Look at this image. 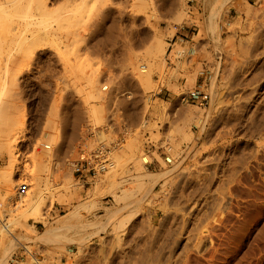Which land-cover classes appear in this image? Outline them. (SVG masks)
I'll list each match as a JSON object with an SVG mask.
<instances>
[{"label":"rangeland","instance_id":"374dc122","mask_svg":"<svg viewBox=\"0 0 264 264\" xmlns=\"http://www.w3.org/2000/svg\"><path fill=\"white\" fill-rule=\"evenodd\" d=\"M26 2L29 0L24 1L25 5ZM31 2L35 7L36 0ZM241 4L256 8L250 9L257 13L250 11L245 16L237 9ZM262 5L264 0H47L43 11L34 9L31 14L25 8L24 12L13 10V20L19 19L21 12L23 15L26 12L24 21H28L24 29L16 32L0 29L3 32L0 33V72H3L0 73V114L4 113L2 116L6 117L4 122L0 117V133L3 132L0 134V177L12 170L11 178L7 180L10 183L3 179L2 182L0 178V264H114L115 261V264H129L130 261V264H264V131H261L264 130V49H261L264 48L261 45L264 44V25L258 23ZM259 6L261 9L257 11ZM13 12L18 14L14 16ZM28 18L32 23L27 25L31 22ZM247 18L255 25L250 27ZM256 24L259 29H254ZM17 31L21 34L19 40L34 34L32 36H38L39 42L34 40L32 44L35 46L30 45L31 36L25 41L22 39V43L19 41V45L20 34ZM6 33L18 36L11 38ZM157 40H160L163 50L151 54V50L158 46ZM180 49L186 54L174 55L175 50ZM144 69L145 72L142 71ZM192 90L207 95L203 104L195 101L179 103V94ZM189 112H192V117ZM16 114L21 116L16 117ZM14 117L17 121L12 119ZM144 121L147 125L143 128ZM2 123L6 124L5 128ZM6 127L10 130L7 131ZM173 130L176 133L171 132ZM11 134L16 135L13 142L10 141L12 156L1 142ZM118 139L119 145L112 153V167L99 174L80 175L75 164L82 152H89L99 145L108 146ZM11 157L15 160V169L7 168ZM31 159H35V163ZM25 162L30 163L29 166ZM39 164L45 167L43 171ZM31 166L32 176L31 172L28 173ZM51 168L55 171L51 172ZM147 171H161L165 176L161 175L145 190L138 183L139 186L132 184ZM141 172V177L136 179ZM35 173L37 175L33 177ZM33 178L34 182L39 180L34 183ZM110 180H114L111 185L108 184ZM16 181H19V186ZM49 183L53 184L51 188ZM93 187L98 189L93 190ZM35 189L41 190L42 195ZM144 191H148L147 195L144 194L146 196ZM113 193L122 195L116 200ZM39 196H43L44 203L34 208ZM123 196L129 198L124 201ZM91 205L94 209L87 208ZM107 209H113L112 212L120 209L113 212L110 222L105 219L104 210ZM68 214L71 220L65 221L66 225L65 222L60 224L61 228L54 229L51 237L43 235L42 231ZM97 220L106 227L91 225L90 222L93 224ZM17 239L21 244H15ZM80 239L83 243L79 245ZM177 241L175 249L173 246ZM112 242L118 247H113ZM105 251L108 254L105 255ZM177 252L179 256L176 257ZM136 259H142L141 263Z\"/></svg>","mask_w":264,"mask_h":264},{"label":"bare ground","instance_id":"6f19581e","mask_svg":"<svg viewBox=\"0 0 264 264\" xmlns=\"http://www.w3.org/2000/svg\"><path fill=\"white\" fill-rule=\"evenodd\" d=\"M24 1H25V0H0V29L3 30V32H4V31L7 32V30H5V29L11 30V31H12V30H15V32H16V30H19V29H21V28L24 29L25 26H26L25 24H26V22H27L28 20L25 22V21H24V18H25V16H26V14H28V13L25 12V15H23L22 12H21L22 15L19 14V15H20L19 19H17V20H13L12 18H14V17L11 16V13H12L13 10H14V11H15V10H16V11H17V10L23 11V10H24L23 8H25L27 11L29 10L30 13H31L34 9H38V10H41V11H43L44 9L46 10L47 0H36V6H35V7L32 6L33 4L31 5V3H32L31 1H32V0H29V2H26V5L24 4ZM71 1H72V0H71ZM179 1H180V0H179ZM30 2H31V3H30ZM33 2H35V1H33ZM220 2H221V1H220ZM27 3H28V4H27ZM99 3H102V2L99 1ZM215 3H216V2H215ZM176 4H177V3H176ZM178 4H179V3H178ZM178 4H177V5H178ZM246 4H248V3H246ZM246 4H243V5L241 4V6H240L239 8H237L238 11H240V12H244V13H245V16H246L247 14H249L250 11L253 12L254 10H256V8L254 9V8L251 6V7L254 9V10L252 11V10L250 9L251 7L249 8V7H248L249 5L247 6ZM103 5H104V4H103ZM172 5H173V4H172ZM230 5H231V3H230ZM214 6H216V5L214 4ZM220 6H221V5H220ZM256 6H257V5H256ZM162 7H163V6H162ZM173 7H175V6H173ZM176 7H177V6H176ZM178 7H179V6H178ZM184 7H185V6H184ZM192 7H193V6H192ZM231 7H232V6H231ZM233 7H235V6H233ZM259 7H260V6H259ZM259 7H258V10H257V11H259V9H261V7H260V8H259ZM219 8H220V7H219ZM211 9H212V8H211ZM47 10H49V9H47ZM174 10H175V9H173L172 12H173ZM194 10H195V8H194ZM219 10H220V9H219ZM102 11H103V9H102ZM110 11H111V10H110ZM180 11H182V10L180 9ZM180 11H179V12H180ZM260 11H261V10H260ZM17 12H19V11H17ZM17 12H16V13L13 12V13H14V16H15V14H16V15L18 14ZM23 12H24V11H23ZM105 12H106V11H105ZM112 12H113V11H112ZM179 12H177V13H179ZM185 12H186V11H185ZM219 12H220V11H219ZM219 12H218V13H219ZM254 12H256V11H254ZM40 13H41V12H40ZM49 13H50V12H48V14H49ZM100 13H101V12H100ZM109 13H110V12H109ZM182 13H183V12H182ZM256 13H257V12H256ZM31 14H32V13H31ZM42 14H43V13H42ZM44 14H45V13H44ZM46 14H47V12H46ZM46 14H45V15H46ZM101 14H102V13H101ZM252 14L254 15L255 13H252ZM259 14H262V15H260L261 17L259 16ZM259 14H257V15L260 17V18H259L260 20H259L258 23H261V26H262V25H264V5H262V13L260 12ZM181 15H182V14H181ZM250 15H251V14H250ZM250 15H249V16H250ZM253 15H252V16H253ZM32 16H33V15H32ZM103 16H104V15H103ZM170 16H172V15H170ZM178 16H180V14H179ZM217 16H218V14H217ZM255 16H256V15H255ZM255 16H253V17H254V18H257V17H258V16H256V17H255ZM17 17H18V16H17ZM28 17H29V16H28ZM34 17H35V15H34ZM45 17H46V16H45ZM111 17H112V15H111ZM111 17H110V18H111ZM180 17H181V16H180ZM167 18H168V17H167ZM178 18H179V17H178ZM185 18H186V17H185ZM243 18H246V17H243ZM15 19H16V18H15ZM26 19H27V17H26ZM28 19H29V18H28ZM40 19L42 20V18H40ZM168 19H169V18H168ZM173 19H174V18H173ZM175 19H176V18H175ZM180 19H181V18H180ZM180 19H178V20H180ZM247 19H248V18H247ZM251 19H252V18H251ZM22 20H23V21H22ZM29 20H30V19H29ZM31 20H32V19H31ZM31 20H30V21H31ZM35 20H36V18H35ZM112 20L114 21V18H113ZM191 20H192V19H191ZM243 20H244V19H243ZM248 20H249V19H248ZM36 21H37V20H36ZM39 21H40V20H39ZM39 21H38V23H39ZM168 21H169V20H168ZM168 21H167V22H168ZM249 21H250V20H249ZM33 22H34V21H33ZM114 22H116V21H114ZM176 22H177V21H176ZM223 22H224V21H223ZM253 22H254V21H253ZM30 23H32V21L29 22V23H27V25L30 24ZM38 23H37V24H38ZM41 23H42V22H41ZM208 23H209V22H208ZM231 23H232V22H231ZM250 23H251V21H250ZM255 23H256V21H255ZM166 24H167V23H166ZM233 24H234V23H233ZM236 24H237V23H236ZM253 24H254V23H253ZM253 24L251 23V24H250V27H251V25H253ZM57 25H58V24H57ZM61 25H62V24H60L58 27H61ZM63 25H64V24H63ZM254 25H255V24H254ZM256 25H257V24H256ZM30 26H33V24H31ZM248 26H249V23H248ZM262 27H264V26H262ZM171 28H172V27H171ZM257 28H258V25H257L256 28H254V29H257ZM259 28H260V27H259ZM259 28H258V29H259ZM54 29H55V28H54ZM109 29H111V28H109ZM254 29H253V31H254ZM28 30H29V29H28ZM33 30H34V29H33ZM240 30H241V29H240ZM20 31H21V30H20ZM20 31H17V33L20 32ZM22 31H23V30H22ZM54 31H56V30H54ZM253 31H252V32H253ZM255 31H256V30H255ZM257 31H258V30H257ZM1 32H2V31H1ZM1 32H0V33H1ZM3 32H2V33H3ZM29 32H30V31H29ZM72 32H73V31H72ZM106 32H108V31H106ZM252 32H251V33H252ZM108 33H109V32H108ZM6 34H7V33H6ZM6 34H5V35H6ZM8 34L11 36V38H13V37H15V36H18V34H20V33H18V34H16V33H11V34L8 33ZM8 34H7V36H9ZM22 34H23V32H22ZM46 34H47V33H46ZM46 34H45V36H46ZM73 34H74V33H72V35H73ZM75 34H77V31L75 32ZM229 34H230V33H229ZM5 35H4V36H5ZM30 35H31V34H30ZM32 35L34 36V34H32ZM32 35H31V36H32ZM113 35H114V34H113ZM226 35H227V34H226ZM230 35H233V34L231 33ZM234 35H235V34H234ZM20 36H21V34L19 35L18 42H17V44H19V45H21L19 41H21V40L23 39V37H26V35H25V36L22 35V36H23L22 39L19 40V39L21 38ZM31 36H29V37H27V38L30 39ZM33 36H32V37H33ZM53 36H54V35H53ZM78 36H79V34H78ZM257 36H258V35H257ZM2 37H3V36H2ZM32 37H31V38H32ZM37 37H38V36H37ZM37 37H35V38L33 37L32 40H30V45L34 42V40H35L37 43L39 42V41H37ZM39 37H41V36H39ZM47 37H48V35H47ZM51 37H52V34H51ZM51 37H50V38H51ZM106 37H107V36H106ZM225 37H226V36H225ZM240 37H241V36H240ZM250 37H251V36H250ZM252 37L254 38L255 36H252ZM3 38H4V37H3ZM27 38H25V39H27ZM42 38H43V37H42ZM228 38H229V37H228ZM243 38H244V37H243ZM253 38H252V40H253ZM6 39H7V37H5V40H6ZM25 39H23V40L25 41ZM158 39H159V38H158ZM244 39H245V38H244ZM247 39H248V38H247ZM255 39H256V38H255ZM257 39H258V37H257ZM0 40H1V39H0ZM3 40H4V39H3ZM40 40H41V39H40ZM205 40H206V39H205ZM232 40H233V39H232ZM238 40H239V39H238ZM258 40H259V39H258ZM258 40H257V41H258ZM24 41H21V43L24 42ZM32 41H33V42H32ZM225 41H227V37H226ZM240 41H241V40H240ZM244 41H246V40H244ZM248 41H249V40H248ZM2 42H3V41H2ZM9 42H11V41H9ZM13 42H14V41H13ZM156 42H157V45H158V46H156V47H154V48L152 47L153 50H151L150 48H148V50L150 49V50L152 51V52L148 51V52H150L151 54L154 53V51H156V50H157L159 53H161V51L163 50V48H161L162 44L159 43L160 40H157ZM198 42H199V41H198ZM202 42H203V41H202ZM222 42H224V41H222ZM229 42H230V41H229ZM237 42H238V41H237ZM250 42H251V41H250ZM41 43H42V41H41ZM158 43H159V44H158ZM204 43H205V41H204ZM227 43H228V41H227ZM233 43H234V42H233ZM254 43H255V42H254ZM1 44H2V43H1ZM1 44H0V45H1ZM3 44H4V42H3ZM9 44H10V43H9ZM11 44H12V43H11ZM155 44H156V43H155ZM197 44H198V43H197ZM238 44H239V43H238ZM28 45H29V44H27V46H28ZM37 45H38V44H37ZM152 45H154V44H152ZM203 45H205V44H203ZM206 45H207V44H206ZM251 45H253V42H252ZM261 45H264V44H261ZM14 46H16V44H15ZM25 46H26V45H25ZM32 46H35V45L32 44ZM194 46H195V45H194ZM7 47H10V46H7ZM28 47H29V46H28ZM196 47L198 48L199 46H196ZM256 47H257V46H256ZM0 48H1V46H0ZM16 48H17V47H16ZM26 48H27V47H26ZM178 48H179V47H178ZM178 48H177V49H178ZM194 48H195V47H194ZM2 49H3V48H2ZM7 49H8V48H7ZM9 49H10V48H9ZM9 49H8V50H9ZM12 49H13V48H12ZM18 49H19V47H18ZM29 49H30V48H29ZM33 49H34V48H33ZM253 49H254V48H253ZM261 49H264V48H261ZM261 49H260V50H261ZM24 50H25V49H24ZM183 50H184V49H183ZM10 51H11V50H10ZM26 51L28 52V49H27ZM29 51H30V50H29ZM175 51H176V52H175L174 55H177V56H180V55H182V54L185 53V52L183 53V51H181V49H180L179 51H177V50H175ZM185 51H186V49H185ZM191 51H192V50H191ZM261 51H262V50H261ZM261 51H260V52H261ZM6 52H7V51H6ZM24 52H25V51H24ZM158 52H157V53H158ZM251 52H252V51H251ZM260 52H258V53H260ZM3 53H4V52H3ZM25 53H26V52H25ZM25 53H24V54H25ZM29 53H30V52H29ZM150 53H149V54H150ZM261 53H262V52H261ZM0 54H2V53L0 52ZM4 54H5V53H4ZM26 54H27V53H26ZM151 54H150V55H151ZM169 54H170V53H169ZM185 54H186V53H185ZM185 54H184V55H185ZM252 54H253V53H252ZM256 54H257V52H256ZM256 54H255V55H256ZM8 55H9V54H8ZM21 55H22V54H21ZM27 55H28V54H27ZM27 55H26V57H28ZM155 55H156V54H155ZM172 55H173V54H172ZM174 55H173V56H174ZM250 55H251V54H250ZM259 55H260V54H259ZM261 56H262V55H261ZM8 57H9V56H8ZM8 57H6V58H8ZM174 57H175V56H174ZM259 57H260V56H259ZM6 58H5V59H6ZM46 58H47V57H46ZM46 58H45V59H46ZM176 58H177V57H176ZM180 58H181V57H180ZM251 58H252V57H251ZM260 58H261V57H260ZM260 58H259V59H260ZM261 59H262V58H261ZM261 59H260V60H261ZM6 61H7V60H6ZM182 61H183V60H182ZM192 61H193V60H192ZM196 61H197V60H196ZM249 61H250V60H249ZM45 62H46V61H45ZM252 62H253V61H252ZM3 63H4V62H3ZM6 63H7V62H6ZM6 63H5V64H6ZM190 63H191V62H190ZM166 64H167V63H166ZM174 64H176V63H174ZM184 64H185V63L182 64V65H183V68H184ZM182 65H181V66H182ZM6 66H7V65H6ZM150 66H151V65H150ZM168 66H169V65H168ZM8 67H9V66H8ZM175 67H176V66H175ZM175 67H174V68H175ZM179 67H180V66H179ZM46 68H47V67H46ZM53 68H54V67H52L51 69H53ZM149 68H150V67H149ZM176 68H177V67H176ZM191 68H192V67H191ZM191 68H190V69H191ZM9 69H10V68H9ZM44 69H45V68H44ZM170 69H171V68H170ZM179 69H180V68H179ZM0 70H1V69H0ZM47 70H49V69H47ZM54 70H55V69H54ZM191 70H192V69H191ZM51 71H52V70H51ZM142 71L145 72L146 69H144V70H142ZM189 71H190V70H189ZM45 72H46V71H45ZM149 72H150V71L148 70V74H149ZM0 73H3V72H0ZM53 73H54V72H53ZM4 74H5V73H4ZM143 74H144V73H143ZM146 74H147V72H146ZM146 74H145V76H146ZM148 74H147V75H148ZM188 75H189V74H188ZM188 75H187V76H188ZM214 75H215V74H214ZM214 75H213V76H214ZM14 76H15V75H14ZM148 76H149V75H148ZM7 77H8V76H7ZM15 77H16V76H15ZM11 79H12V78H11ZM11 79H10V80H11ZM145 79H147V78L145 77ZM145 79L143 78L144 81H145ZM148 79H149V78H148ZM148 79H147V81H148ZM192 79H193V78H192ZM213 79H214V78H213ZM12 80H13V79H12ZM16 81H17V80H16ZM45 81H46V80H45ZM12 82L14 83L15 81L13 80ZM148 82H149V81H148ZM210 82H211V81H210ZM5 84H6V83H5ZM8 84H9V83H8ZM14 84H15V83H14ZM148 84H149V83H148ZM209 84H210V83H209ZM211 84H212V83H211ZM9 85H11V84H9ZM16 85H18V83H16ZM145 85H146V84H145ZM5 86H6V85H5ZM11 86H13V84H12ZM14 87H16V86H14ZM161 87H162V86H161ZM209 87H210V86H209ZM8 88H10V87H8ZM8 88H7V89H8ZM210 88H211V87H210ZM18 89H19V88H18ZM210 90H211V89H210ZM5 91H7V90H5ZM13 91H14V90H13ZM13 91H11V96H12V94H13V93H12ZM1 92H3V91H1ZM8 92H10V89H8ZM14 92L16 93V91H14ZM153 92H154V91H153ZM209 92H210V91H209ZM19 93H20V92H19ZM4 94H5V93H3V95H4ZM9 94H10V93H9ZM210 94H211V93H210ZM14 95H15V94H14ZM14 95H13V96H14ZM17 95H18V94H17ZM20 95H21V94H20ZM211 95H212V94H211ZM9 96H10V95H9ZM11 96H10L9 98H11ZM14 97H15V96H14ZM250 97H251V96H250ZM7 98H8V97H7ZM251 98H252V97H251ZM8 100H9V99H8ZM144 100H145V99H144ZM154 100H155V99H154ZM10 101H11V99H10ZM12 101H13V100H12ZM12 101H11V102H12ZM123 101H124V100H123ZM149 101H150V100H149ZM173 101H174V100H173ZM254 101H255V100H254ZM261 101H262V100H261ZM19 102H20V101H19ZM44 102H45V100H44ZM257 102H258V101H257ZM1 103H2V102H1ZM22 103H23V100H22ZM129 103H130V102H129ZM179 103H180V101H179ZM134 104H135V103H134ZM255 104H256V103H255ZM125 105H128V104L125 103ZM131 105H132V104H131ZM187 105H188V104H187ZM249 105H250V104H249ZM3 106H4V104H3ZM144 106H145V105H144ZM254 106H255V105H254ZM257 106H258V104H257ZM5 107L7 108V106H5ZM21 107H22V106H21ZM132 107H133V106H132ZM145 107H146V106H145ZM179 107H180V106H179ZM255 107H256V106H255ZM0 108H1V107H0ZM6 108H5V109H6ZM15 108L18 109L16 106H15ZM125 108H126V107H125ZM156 108H158V107H156ZM182 108H183V107H182ZM190 108H191V106H190ZM193 108H194V107H193ZM195 108L197 109V107H195ZM207 108H208V107H207ZM16 109H14V110H16ZM19 109H21V108H19ZM19 109H18V110H19ZM145 109H146V108H145ZM158 109H159V108H158ZM162 109H164V108H162ZM203 109H204V108H203ZM2 110H3V107H2ZM2 110H1V112L3 113ZM6 110H7V109H6ZM6 110H5V111H6ZM177 110H178V109H177ZM187 110H188V109H187ZM194 110H195V109H194ZM200 110H201V109H200ZM204 110H205V109H204ZM257 110H258V109H256V111H257ZM5 111H4V112H5ZM8 111H9V110H8ZM16 111H17V110H16ZM133 111H134V110H133ZM201 111H202V110H201ZM12 112H13V111H12ZM129 112H131V111H129ZM173 112H174V111H173ZM176 112H177V111H176ZM176 112H175V113H176ZM179 112H180V111H179ZM179 112H178V113H179ZM196 112H197V110H196ZM205 112H206V111H205ZM252 112H253V111H252ZM262 112H264V111H262ZM7 113H8V112H7ZM7 113H6V114H7ZM14 113H15V112H14ZM16 113H17V112H16ZM19 113H20V112H19ZM140 113H141V112H140ZM140 113H139V114H140ZM142 113H143V112H142ZM167 113H168V112H167ZM184 113H185V109H184ZM190 113H191L190 116L192 117L193 114H192V112H189V114H190ZM206 113H207V112H206ZM3 114H4V113H3ZM3 114H0V117H1L2 120H3V118H6V117H4L5 115L2 116ZM9 114H12V113L9 111ZM20 114H21V113H20ZM132 114H133V112H132ZM148 114H149V113H148ZM168 114H169V113H168ZM198 114H200V113H198ZM250 114H251V113H250ZM252 114H253V113H252ZM17 115H18V114H16V117H17ZM42 115H43V113H42ZM125 115H126V114H125ZM130 115H131V114H130ZM176 115H177V114H176ZM185 115H186V114H185ZM194 115H195V114H194ZM262 115H264V114H262ZM8 116H9V115H8ZM18 116H21V115H18ZM126 116L129 118L128 114H127ZM126 116H125V117H126ZM131 116H132V115H131ZM144 116H145V115H144ZM178 116H179V115H178ZM183 116H184V115H183ZM195 116H197V115H195ZM199 116H200V115H199ZM250 116H251V115H250ZM254 116H255V115H254ZM254 116H253V117H254ZM10 117H11V115H10ZM10 117H9V118H10ZM41 117H43V116H41ZM142 117H143V116H142ZM262 117H264V116H262ZM262 117H261V118H262ZM140 118H141V115H140ZM165 118H166V117H165ZM182 118H183V117H182ZM187 118H188V117H187ZM187 118H184V119L187 121ZM248 118H249V117H248ZM250 118H251V117H250ZM259 118H260V115H259ZM261 118H260V119H261ZM10 119H11V118H10ZM12 119H15V117L12 118ZM138 119H139V118H138ZM148 119H149V118H148ZM180 119H181V118H180ZM184 119H182V121H183ZM191 119H192V118H191ZM193 119H194V118H193ZM262 119H264V118H262ZM6 120H7V119H6ZM139 120H140V119H139ZM196 120H197V119H196ZM201 120H202V119H201ZM252 120H253V119H252ZM0 121H1V120H0ZM14 121H17V119H15ZM14 121H12V122H14ZM18 121H19V120H18ZM130 121H131V120H130ZM257 121H258V120H257ZM259 121H260V120H259ZM261 121H262V120H261ZM3 122H4V120H3ZM137 122H138V121H137ZM148 122H149V121H148ZM188 122H190V121H188ZM252 122H253V121H252ZM0 123H1V122H0ZM6 123H8V120H7ZM16 123H17V122H16ZM19 123H20V122H19ZM146 123H147L146 121L142 122V126H143V128H144L145 125H147ZM195 123H196V122H195ZM200 123H201V122H200ZM255 123H257V122H255ZM261 123H262V122H261ZM261 123H259V124H261ZM2 124H3V127L5 128L4 125H6V124H4V123H2ZM10 124H11V123L9 122V125H10ZM21 124H22V123H21ZM250 124H251V122H250ZM0 125H1V124H0ZM12 125H13V124H11V126H12ZM19 125H20V124H19ZM201 125H202V124H201ZM248 125H249V124H248ZM16 126H17V124H16ZM167 126H168V125H167ZM174 126H175V125H174ZM255 126H256V125H255ZM9 127H10V126H9ZM9 127H6L7 131L10 130V129L8 130ZM14 127H15V125H14ZM17 127H18V126H17ZM139 127H140V126H139ZM152 127H153V126H152ZM171 127H172V126H171ZM202 127H203V126H202ZM250 127H251V126H250ZM259 127H260V126L258 125V128H259ZM1 128H2V126H1ZM15 128H16V127H15ZM128 128H129V127H128ZM143 128H142V129H143ZM175 128H176V127H175ZM178 128H179V126H178ZM178 128H177V129H178ZM255 128H256V127H255ZM258 128H257V129H258ZM261 128H262V126H261ZM172 129H174V128H172ZM0 130H1V129H0ZM15 130H17V128H16ZM15 130H14V131H15ZM170 130H171V129H170ZM174 130H175V129H174ZM174 130L171 131V132H175ZM178 130H179V129H178ZM258 130H259V129H258ZM18 131H19V130H18ZM164 131H165V130H164ZM261 131H264V130H261ZM5 132H6V131H5ZM19 132H20V131H19ZM19 132H18V133H19ZM128 132H129V131H128ZM167 132H168V131H167ZM181 132H182V131H181ZM258 132H259V131H258ZM2 133H3V132H1L0 134H2ZM6 133H7V132H6ZM6 133H4V134H6ZM164 133L166 134V131H165ZM175 133H176V132H175ZM249 133H250V131H249ZM249 133H248V134H249ZM16 134H17V133H16ZM168 134H169V133H168ZM173 134H174V133H173ZM183 134H184V133H183ZM183 134H182V135H183ZM250 134H251V133H250ZM253 134H254V133H253ZM256 134H257V133H256ZM260 134H261V133H260ZM182 135H181V136H182ZM185 135H187V133H186ZM185 135H183V136L185 137ZM13 136H16V135H15V134H11V135L9 136V138L6 137V140H5V141H4V140L1 141L2 143H4V146L6 147V151H7L8 154H10V155L12 154V149H11V143H10V141L12 140V142H13ZM125 136H126V135H125ZM129 136H130V135H129ZM132 136H133V135H132ZM167 136H168V135H167ZM188 136H189V135H188ZM190 136H191V135H190ZM251 137H252V136H251ZM0 138H1V137H0ZM167 138H168V137H167ZM170 138H171V137H170ZM188 138H189V137H187V139H188ZM1 139H2V138H1ZM24 139H25V138H24ZM51 139H52V138H51ZM51 139H50V140H51ZM182 139H183V137H182ZM185 139H186V138H185ZM22 140H23V139H22ZM131 140H132V139H131ZM161 140H162V139H161ZM161 140H160V141H161ZM191 140H192V139H191ZM14 141H15V138H14ZM171 141H172V140H171ZM47 142H49V141L47 140ZM47 142H46V143H47ZM163 142H164V141H163ZM42 143H43V142H42ZM49 143H51V141H50ZM69 143L71 144V141H70ZM18 144H19V143H18ZM23 144H24V143H23ZM130 144H131V143H130ZM132 144H133V143H132ZM176 144H178V143H176ZM1 145H2V144H1ZM58 145H59V144H58ZM118 145H119V144H118ZM47 146L49 147V145H47ZM59 146H60V145H59ZM69 146H70V145H69ZM69 146H68V148H69ZM140 146H141V145H140ZM173 146H175V145H173ZM13 147H14V146H13ZM13 147H12V148H13ZM56 147H57V146H56ZM18 148H19V147H18ZM133 148H134V147H133ZM135 148H136V147H135ZM135 148H134V149H135ZM183 148H184V147H183ZM16 149H17V148H16ZM22 149H23V148H22ZM136 149H137V148H136ZM167 149H168V148H167ZM186 149H187V148H186ZM186 149H185V150H186ZM195 149H196V148H195ZM20 150H21V149H20ZM164 150H165V149H164ZM22 151H23V150H22ZM46 151H47V150H46ZM46 151H45V152H46ZM113 151H114V150H113ZM140 151H141V150H140ZM180 151H181V150H180ZM197 151H198V150H197ZM197 151H196V152H197ZM115 152H116V151H115ZM167 152H168V151H167ZM194 152H195V151H194ZM196 152H195V153H196ZM16 153H17V152H16ZM138 153H140V152H138ZM170 153H171V152H170ZM180 153H181V152H180ZM184 153H186V152H184ZM40 154L43 155V153H40ZM44 154H45V153H44ZM142 154H143V153H142ZM167 154H168V153H167ZM187 154H188V151H187ZM193 154H194V153H192L191 155H193ZM45 155H46V154H45ZM184 155H185V154H184ZM194 155H195V154H194ZM8 156H9V155H8ZM11 156H12V155H11ZM13 156H14V155H13ZM40 156H41V155H40ZM169 156H171V155H169ZM41 157H42V156H41ZM41 157H40V158H41ZM138 157L140 158V156H138ZM183 157H184V156H183ZM192 157H193V156H192ZM233 157H234V156H233ZM236 157H237V155H236ZM239 157H240V156H239ZM239 157H238V158H239ZM11 158H12V159H10L11 161L8 160V161H10L11 163H10V164L8 163L10 166L8 167V165H7V168H11V167L14 168V167H13V164H14V161H15V160L13 159V157H11ZM23 158H24V157H23ZM190 158H191V156H190ZM7 159H9V158H7ZM35 159H36V158H35ZM35 159H34V160H35ZM59 159H60V158H59ZM159 159H160V158H159ZM231 159H233V158H231ZM31 160H32V159H31ZM34 160H32V161L34 162ZM47 160H48V158H47ZM50 160H52V159H50ZM57 160H58V159H57ZM140 160H141V159H140ZM154 160H155V159H154ZM172 160H174V159H172ZM175 160H176V159H175ZM180 160H181V159H180ZM8 161H7V162H8ZM39 161H40V160H39ZM39 161H38V162H39ZM232 161H233V162H236V160H235V161L232 160ZM238 161H239V160H238ZM238 161H237V162H238ZM240 161H242V160H240ZM38 162H37V163H38ZM44 162H45V161H44ZM61 162H62V160H61ZM162 162H163V161H162ZM179 162H180V161H179ZM179 162H178V163H179ZM237 162H236V163H237ZM22 163H23V162H22ZM25 163H26L28 166H29V164H30V163L28 164V162H25ZM25 163H24V165H25ZM34 163H35V162H34ZM39 163H40V162H39ZM159 163H160V162H159ZM15 164H16V163H15ZM41 164L44 165L43 162H42ZM45 164H46V163H45ZM37 165H38V164H37ZM58 165H59V164H58ZM66 165H67V164H66ZM138 165H139V164H138ZM140 165H141V164H140ZM163 165H165V164H163ZM175 165H176V164H175ZM233 165H234V164H233ZM25 166H26V165H25ZM41 166H42V165H41ZM41 166H40V164H39L38 167L40 168ZM44 166H45V165H44ZM61 166H62V164H61ZM215 166H217V165H215ZM231 166H232V165H231ZM3 167H5V166H3ZM45 167H46V166H45ZM45 167H43V168L41 167V168H42V171H43V169H45ZM55 167H56V166H55ZM62 167H65V165L62 166ZM72 167H73V165H72ZM139 167H141L142 169L144 168L143 165H141V166H139ZM160 167H161V166H160ZM172 167H173V166H172ZM172 167H171V168H172ZM7 168H6V169H7ZM12 168H11V169H12ZM24 168H25V167H24ZM28 168H29V167H28ZM35 168H37V166H36ZM74 168H75V167H74ZM141 168H138L139 171H140ZM162 168H164V167H162ZM183 168H184V167H183ZM185 168H186V166H185ZM14 169H15V168H14ZM16 169H17V168H16ZM25 169H27V168H25ZM31 169H32V170H31ZM51 169H52V168H51ZM58 169H59V168H58ZM66 169H67V168H66ZM113 169H114V168H113ZM138 169H137V171H138ZM172 169H173V168H172ZM233 169H234V168H233ZM233 169H232V170H233ZM8 170H9V169H8ZM28 170H29V169H28ZM70 170H71V169H70ZM70 170H69V171H70ZM110 170H112V168H111ZM169 170H170V168H169ZM175 170H176V169H175ZM180 170H181V169H180ZM186 170H187V169H186ZM5 171H7V170H5ZM9 171H10V172H9L8 174H6V175L4 174V176H2V178L0 177L1 180H2V179L5 180V181H7V180L9 181V180H10V178H11L10 176H11V171H12V170H9ZM25 171H26V170H25ZM25 171H24V172H25ZM31 171L33 172V168H32V166L30 167V171H29V172L27 171V172L30 173ZM40 171H41V169H40ZM49 171H50V170H49ZM49 171H48V172H49ZM54 171H55V169H54V170L52 169L51 172H54ZM69 171H68L67 173H69ZM142 171H144V170H142ZM145 171H146V169H145ZM170 171H171V170H170ZM172 171H173V170H172ZM187 171H188V170H187ZM1 172H2V171H1ZM32 172L30 173V175L32 174ZM176 172H177V171H176ZM180 172L182 173V170H181ZM185 172H186V171H185ZM36 173H37V172H36ZM36 173L33 175V177H35V175H37ZM59 173H60V172H59ZM67 173L65 174V172H64L65 175H67ZM70 173H71V172H70ZM99 173H100V172H98V174H99ZM104 173H105V172H104ZM111 173H112V172H111ZM113 173H114V171H113ZM116 173H117V172H116ZM126 173H129V172H126ZM126 173H125V174H126ZM142 173H143V172H141V174L138 173L140 176H139V175H138V176L136 175V179H138L137 177H141ZM165 173H167V171H166ZM25 174H27V173H25ZM38 174H39V173H38ZM96 174H97V173H96ZM177 174H178V173H177ZM182 174H183V173H182ZM182 174H181V175H182ZM51 175H52V174H51ZM57 175H58V172H57ZM59 175H60V174H59ZM107 175H109V174H107ZM111 175H112V174H111ZM122 175H123V174H122ZM128 175H129V174H128ZM131 175H132V174H131ZM161 175H162V176H165L164 172L162 173L161 171H156V172H154V171H153V172H152V171L148 172V171H147V172H144V175H142L141 178H139L138 180H135L136 182L133 181L132 184H133V185L135 184V185H137V186L140 185L139 187L143 186V188L141 187L142 189H144V188H147V189H148L149 186L151 187V185L155 184V183L159 180V177H162ZM169 175H170V174H169ZM181 175H180V176H181ZM214 175H215V174H214ZM218 175H219V174H218ZM218 175H217V176H218ZM0 176H1V174H0ZM25 176H26V175H25ZM25 176H24V178H25ZM31 176H32V175H31ZM31 176H30V177H31ZM48 176H49V174H48ZM52 176H53V175H52ZM54 176H55V175H54ZM54 176H53V177H54ZM60 176H61V175H60ZM67 176H68V175H67ZM112 176H116V175L113 174ZM133 176H134V175H133ZM143 176H144V177H143ZM171 176H172V174H171ZM171 176H170V177H171ZM177 176H178V175H177ZM5 177H6V178H5ZM7 177H8V179H7ZM28 177H29V176H28ZM50 177H51V176H50ZM63 177H65V176H63ZM167 177H168V176H167ZM173 177L176 178V176H173ZM26 178H27V177H26ZM31 178H32V177H31ZM39 178H40V177H39ZM43 178H44V177H43ZM45 178H46V177H45ZM58 178H59V177H58ZM68 178H69V177H68ZM68 178H67V179H68ZM94 178H95V177H94ZM108 178L112 179L111 176H110V177L108 176ZM108 178H106V180L109 181ZM113 178H114V177H113ZM131 178H132V177H131ZM131 178H130V179H131ZM175 178H173V179H174V180H177V179H175ZM178 178H179V177H178ZM214 178H215V177H214ZM16 179H18V177H17ZM28 179H29V178H28ZM41 179H42V178H41ZM47 179H49V178H47ZM63 179H64V178H63ZM96 179H97V178H96ZM134 179H135V178H134ZM162 179H163V178H162ZM166 179H167V178H166ZM3 180H2V182H3ZM30 180H32V179H30ZM37 180H39V179H37ZM37 180H36V182H37ZM52 180H53V179H52ZM59 180H60V179H59ZM94 180H95V179H94ZM169 180H170V179H169ZM8 181H7V182H8ZM13 181H14V180H13ZM19 181H20V180H19ZM19 181H16V184H18L17 182H19ZM21 181H22V180H21ZM25 181H26V180H25ZM28 181H29V180H28ZM32 181L34 182V178H33ZM45 181H46V180H45ZM47 181L50 182L49 180H47ZM53 181H54V180H53ZM63 181H64V180H63ZM113 181H114V180H113ZM113 181H112V182H113ZM162 181H163V180H162ZM167 181H168V180H167ZM222 181H223V180H222ZM2 182H1V183H2ZM11 182H12V181H11ZM36 182H34V183H36ZM51 182H52V181H51ZM66 182H67V181H66ZM70 182H71V181H70ZM112 182H111V180H110V182H109L108 184H110V183L112 184ZM170 182H172V181H170ZM175 182H176V181H175ZM209 182H210V181H209ZM8 183H10V182H8ZM13 183H14V182H13ZM13 183H11V184H13ZM38 183H40V182H38ZM38 183H37V184H38ZM45 183H47V182H45ZM106 183H107V182H106ZM129 183H130V180H129ZM137 183H138L139 185H138ZM162 183H163V182H162ZM167 183H168V182H167ZM176 183H177V182H176ZM210 183H211V182H210ZM218 183H219V182H218ZM21 184H23V182H21ZM27 184H28V183L26 182L25 185H27ZM37 184H36V185H37ZM49 184H50V183H49ZM74 184H75V183H74ZM108 184H107V186H110V185H111V184H110V185H108ZM117 184H118V183H117ZM220 184H221V183H220ZM8 185H9V184H8ZM51 185H53V184H50V188H51ZM61 185H62V184H61ZM72 185H73V184H72ZM147 185H149V186H147ZM161 185H162V184H161ZM166 185H167V184H166ZM169 185H171V184L169 183ZM217 185H218V184H217ZM222 185H223V184H222ZM13 186H14V185H13ZM13 186H12V187H13ZM18 186H19V184H18ZM39 186H40V185H39ZM44 186H46V184H45ZM48 186H49V185H48ZM93 186H94V185H93ZM130 186H131V185H130ZM145 186H147V187H145ZM0 187H1V186H0ZM3 187H4V186H3ZM12 187H11V188H12ZM16 187H17V186H16ZM53 187H54V186H53ZM160 187H161V186H160ZM6 188H7V187H6ZM14 188H15V187H14ZM25 188H26V187H25ZM40 188H41V187H40ZM45 188H47V187H45ZM67 188H68V187H67ZM67 188H66V189H67ZM126 188H127V187H126ZM129 188H130V187H129ZM131 188H132V186H131ZM131 188H130V189H131ZM133 188H134V187H133ZM141 188H139V189H141ZM152 188H153V187H152ZM161 188H162V187H161ZM171 188H172V187H171ZM215 188H217V187H215ZM9 189H10V188H9ZM15 189H16V188H15ZM30 189H32V188H30ZM43 189H44V188H43ZM54 189L57 190L58 187H57V189H56V188H54ZM68 189H69V188H68ZM71 189H72V188H71ZM94 189H98V187H97V188H96V187H93V190H94ZM130 189H129V190H130ZM135 189H136V188H135ZM149 189H150V188H149ZM12 190H13V189H12ZM35 190H36V189H35ZM123 190H124V189H123ZM123 190H122V192H123ZM126 190H127V189H126ZM126 190H125V191H126ZM129 190H128V191H129ZM137 190H138V189H137ZM144 190H145V189H144ZM6 191H7V190H6ZM13 191H14V190H13ZM16 191H17V189H16ZM19 191H20V190H19ZM36 191H39V193H41V195H42L41 190H36ZM36 191H34V192H36ZM46 191H47V189H46ZM65 191H66V190H65ZM125 191H124V192H125ZM128 191H126V192H128ZM130 191H131V190H130ZM133 191H134V189H133ZM148 191H151V190H148ZM148 191H146V192H148ZM157 191H158V190H157ZM161 191H162V190H161ZM9 192H10V191H9ZM14 192H15V191H14ZM17 192H18V191H17ZM20 192H21V191H20ZM29 192H30V191H29ZM44 192H45V191H44ZM55 192H56V191H55ZM91 192L93 193L92 190H91ZM144 192H145V191H144ZM144 192H143V195L146 194V192H145V193H144ZM155 192H156V191H155ZM174 192H175V191H174ZM11 193H12V192H11ZM46 193H47V192H46ZM94 193H95V192H94ZM156 193H157V192H156ZM12 194H13V193H12ZM16 194H17V193H16ZM16 194H15V195H16ZM20 194H21V193H20ZM26 194H27V193H26ZM52 194H53V192H52ZM66 194H67V193H66ZM113 194H114L116 200H118V199L121 197V195H122V194H121V195L119 194V195H120V196H119V195L116 194V193H113ZM151 194H152V193H151ZM165 194H166V193H165ZM165 194H164V195H165ZM175 194H176V193H175ZM175 194H174V195H175ZM5 195H6V194H5ZM5 195H4V196H5ZM10 195H11V194H10ZM59 195H60V194H59ZM123 195H125V194L123 193ZM130 195H131V194H130ZM130 195H128V196H130ZM135 195H136V194H135ZM146 195H147V194H146ZM146 195H144V196H146ZM152 195H153V194H152ZM155 195H156V194H155ZM155 195H154V196H155ZM157 195H158V194H157ZM161 195H162V194H161ZM164 195H163V196H164ZM8 196H9V195H8ZM8 196H6V197H8ZM19 196H20V195H19ZM22 196H24V195H22ZM26 196H27V195H26ZM47 196H49V195H47ZM61 196H62V195H61ZM66 196H67V195H66ZM141 196H142V195H141ZM149 196H150V195H149ZM154 196H153V197H154ZM163 196H162V197H163ZM169 196H170V195H169ZM6 197H5V198H6ZM13 197H14V196H13ZM13 197H12V198H13ZM16 197H17V196H16ZM31 197H32V196H31ZM31 197L29 198V200H31ZM35 197H36V196H35ZM42 197H43V196H39L38 200L35 201V203H36L35 205H36V206H33L34 208H35V207L38 208V207H40V204L44 203ZM151 197H152V196H150V198H151ZM175 197H176V196H175ZM14 198H15V197H14ZM93 198H94V197H93ZM93 198H92V199H93ZM127 198H129V197H127V196H126V197L123 196V197H122V200L127 199ZM132 198H133V196H132ZM142 198H143V197H142ZM145 198H146V197H145ZM163 198H164V197H163ZM0 199H1V198H0ZM23 199H24V198L22 197V200H23ZM46 199H47V198H46ZM50 199H51V198H50ZM138 199H139V198H138ZM1 200H2V199H1ZM14 200H15V199H14ZM25 200H26V199H25ZM32 200H33V199H32ZM44 200H45V199H44ZM122 200H121V201H122ZM129 200H130V199H129ZM131 200H132V199H131ZM131 200H130V201H131ZM141 200H143V199H141ZM155 200H156V199H155ZM158 200H159V199H158ZM170 200H171V199H170ZM173 200H175V199H173ZM20 201H21V200H20ZM83 201H84V200H83ZM92 201H93V200H92ZM124 201H126V200H124ZM130 201H129V203H131ZM143 201H144V200H143ZM22 202H23V201H22ZM85 202H86V201H85ZM135 202H136V201H135ZM135 202H134V203H135ZM137 202H138V200H137ZM156 202H157V201H156ZM171 202H172V201H171ZM20 203H21V202H20ZM24 203H25V201H24ZM82 203H84V202H82ZM88 203H89V202H88ZM91 203H93V202H91ZM91 203H90V204H91ZM94 203H95V202H94ZM129 203H128V205H130ZM141 203H142V202H141ZM158 203H159V202H158ZM158 203H157V204H158ZM162 203H163V202H162ZM1 204H2V202H1ZM7 204H8V202H7ZM79 204H80V203H79ZM132 204H133V200H132ZM168 204H169V203H168ZM37 205H38V206H37ZM80 205H81V204H80ZM86 205H87V203H86ZM125 205H126V204H125ZM11 206H12V205H11ZM11 206H10V207H11ZM69 206H70V205H69ZM77 206H78V205H77ZM139 206H140V205H139ZM171 206H172V205H171ZM171 206H170V207H171ZM10 207H9V208H10ZM30 207H31V206H30ZM75 207H76V206H75ZM83 207H84V206H83ZM85 207H86V206H85ZM134 207H135V206H133V208H134ZM140 207H141V206H140ZM148 207H149V206H148ZM164 207H166V206H164ZM2 208H3V207H2ZM31 208H32V207H31ZM77 208H78V207H77ZM87 208H92V205H91L90 207H87ZM102 208H104V207H102ZM0 209H1V208H0ZM92 209H94V207H93ZM121 209H122V208H121ZM165 209H166V208H165ZM89 210H90V209H89ZM112 210H113V209H112ZM112 210H108V209H107V210H104V211H106V212H105V216L107 217V218H105L106 221H108L107 219H109V222L111 221L110 218L114 215V214H113L114 211L112 212ZM124 210H125V208H124ZM132 210H133V209H132ZM146 210H147V209H146ZM181 210H182V209H181ZM3 211H4V209H3ZM33 211H34V210H33ZM37 211H38V210H37ZM67 211H68V210H67ZM71 211H72V210H71ZM76 211H78V210H76ZM76 211H75V212H76ZM118 211H120V209H119V210H118V209H117V210L115 209V212H118ZM134 211H135V210H134ZM166 211H167V210H166ZM35 212H36V211H35ZM35 212H34V213H35ZM68 212H69V211H68ZM68 212H66V214H67ZM115 212H114V213H115ZM125 212H126V211H125ZM132 212H133V211H132ZM164 212H165V211H164ZM175 212H176V211H175ZM0 213H1V212H0ZM34 213H33V214H34ZM39 213H40V212H37V214H39ZM80 213H81V212H80ZM87 213H88V212H87ZM128 213H130V212H127V214H128ZM181 213H182V212H181ZM4 214H5V213H4ZM7 214H8V212H7ZM10 214H11V213H10ZM33 214H32V215H33ZM64 214H65V213H64ZM179 214H180V213H179ZM0 215H1V214H0ZM8 215H9V214H8ZM34 215H35V214H34ZM73 215H74V214H73ZM122 215H123V214H122ZM122 215H121V216H122ZM131 215H132V214H131ZM184 215H185V214H184ZM37 216H38V215H37ZM37 216H36V217H37ZM39 216H40V215H39ZM39 216H38V217H39ZM124 216H125V215H124ZM147 216H148V215H147ZM149 216H150V215H149ZM165 216H166V214H165ZM175 216H176V214H175ZM1 217H2V216H1ZM126 217H127V215H126ZM126 217H125V218H126ZM167 217H168V216H167ZM173 217H174V216H173ZM69 218H70V214H68L64 219H61V217H60V219H59L58 221L56 220L55 225L53 224V226H51V227H49V228L46 227L47 229H46V230L44 229L45 231H42V233L44 232L43 235H45V237L47 236V238H48V235L50 236V235L52 234L51 232H53L54 229L59 228V227L61 226L60 224H64V222L67 221ZM73 218H75V217H73ZM114 218H115V217H114ZM118 218H120V217H118ZM125 218H124V219H125ZM128 218H129V217H128ZM130 218H131V217H130ZM130 218H129V219H130ZM179 218H182V217H179ZM185 218H186V217H185ZM187 218H188V217H187ZM42 219H43V218H42ZM121 219L123 220V218H121ZM121 219H120V220L116 219V220L121 221ZM131 219H132V218H131ZM44 220H45V219H44ZM69 220H71V218H70ZM69 220H68V221H69ZM114 220H115V219H114ZM116 220H115V221H116ZM173 220H175V219H173ZM75 221H76V220H75ZM182 221H183V220H182ZM185 221H186V220H185ZM185 221H184V223H185ZM100 222H101L102 224H100ZM104 222H105V221H104ZM109 222H108V223H109ZM45 223H46V221H45ZM67 223H68V222H67ZM73 223H74V222H73ZM90 223H91V225H94V226H97V224H99V226H102L103 228L106 227V226H103V222H102V221H98V220H97V221L94 222L93 224H92V222H90ZM182 223H183V222H182ZM43 224H44V223H43ZM47 224H48V222H47ZM49 224L51 225V223H49ZM84 224H85V223H84ZM105 224H107V223L105 222ZM117 224H119V222H117ZM50 225H49V226H50ZM59 225H60V226H59ZM65 225H66V222H65ZM65 225H64V227H65ZM89 225H90V224H89ZM112 225H113V224H112ZM112 225H111V226H112ZM119 225H124V224H121V223H120ZM125 225H126V224H125ZM133 225H134V224H133ZM43 226H44V225H43ZM46 226H47V225H46ZM113 226H114V225H113ZM117 226H118V225H117ZM183 226H185V225H183ZM44 227H45V226H44ZM67 227H69V225H68ZM72 227H73V226H72ZM78 227H79V226H78ZM60 228H61V227H60ZM60 228H59V229H60ZM65 228H66V227H65ZM65 228H64V229H65ZM96 228H97V227H96ZM116 228H117V227H116ZM118 228H120V226H119ZM30 229H32V228H30ZM71 229H72V228H71ZM81 229H82V228H81ZM100 229H102V228H100ZM112 229H113V228H112ZM118 230H119V229H118ZM122 230H123V228H122ZM122 230H121V231H122ZM182 230H183V229H182ZM68 231H69V230H68ZM70 231H71V230H70ZM74 231H76V230H74ZM99 231H100V230H99ZM102 231H104V230H102ZM137 231H138V230H137ZM142 231H143V230H142ZM9 232H10V231H9ZM32 232H33V231H32ZM88 232H89V231H88ZM115 232H116V231H115ZM115 232H114V233H115ZM117 232H118V231H117ZM55 233H56V232H55ZM66 233H67V232H66ZM74 233H76V232H74ZM85 233H86V232H85ZM95 233H96V231H95ZM95 233H94V234H95ZM97 233H98V232H97ZM68 234H69V233H68ZM94 234H92V235H94ZM141 234H142V233H141ZM40 235H41V234H40ZM40 235H38V236H40ZM61 235H62V234H61ZM69 235H71V234H69ZM78 235H79V234H78ZM116 235H118V234H116ZM133 235H134V234H133ZM38 236H37V237H38ZM81 236H82V234H81ZM145 236H146V235H145ZM145 236H144V237H145ZM45 237H44V238H45ZM50 237H51V236H50ZM50 237H49V238H50ZM77 237H78V236H77ZM117 237H118V236H117ZM132 237H133V236H132ZM194 237H195V236H194ZM39 238H41V237H39ZM47 238H45V239H47ZM62 238H63V237H62ZM65 238H66V237H65ZM81 238H82V237H81ZM87 238H89V237H87ZM112 238H113V237H112ZM178 238H180V237H178ZM202 238H203V237H202ZM33 239H34V238H33ZM72 239H73V238H72ZM101 239H102V238H101ZM146 239H147V238H146ZM197 239H198V238H197ZM199 239H201V238H199ZM41 240H42V239H41ZM47 240H48V239H47ZM49 240H50V239H49ZM49 240H48V241H49ZM53 240H55V239H53ZM61 240H62V239H61ZM74 240H75V239H74ZM112 240H113V239H112ZM141 240H142V239H141ZM151 240H152V239H151ZM173 240H174V239H173ZM179 240H180V239H179ZM192 240H193V238H192ZM50 241H51V240H50ZM66 241H67V240H65V242H66ZM70 241H71V240H70ZM76 241H78V240H76ZM109 241H110V240H109ZM115 241H116V239H114V242H115ZM120 241H121V239H120ZM120 241H119V242H120ZM136 241H137V240H136ZM144 241H145V240H144ZM194 241H195V240H194ZM199 241H201L200 243H202V240H199ZM199 241H198V244H199ZM40 242H41V241H40ZM67 242H68V241H67ZM81 242H82V239H80L77 243L80 245ZM114 242H112V246L115 245V244H113ZM116 242L118 243V241H116ZM116 242H115V243H116ZM134 242H135V241H134ZM173 242H174V241H173ZM178 242H179V241H177V242L174 243V244H175V245L173 246L174 248L176 247V244H177ZM185 242H187V241H185ZM195 242H196V241H195ZM38 243H39V242H38ZM42 243H43V242H42ZM46 243H47V242H46ZM82 243H83V242H82ZM128 243H129V242H128ZM128 243H127V244H128ZM152 243H153V242H152ZM192 243H193V242H192ZM15 244H16V245L21 244V241H19V240L17 239V240L15 241ZM40 244H41V243H40ZM97 244H98V243H97ZM105 244H106V243H105ZM105 244H104V245H105ZM108 244H109V243H108ZM129 244H130V243H129ZM137 244H138V243H137ZM150 244H151V243H150ZM172 244H173V243H172ZM187 244H188V242L185 243V245H187ZM198 244H196V245H198ZM79 245H78V247H79ZM177 245H178V244H177ZM201 245H202V244H201ZM204 245H205V243H204ZM49 246H50V245H49ZM115 246H117V244H116ZM202 246H203V245H202ZM202 246H201V247H202ZM51 247H52V246H51ZM78 247H77V248H78ZM85 247H86V246H85ZM106 247H107V246H106ZM113 247H114V246H113ZM113 247H111V248H113ZM117 247H118V246H117ZM117 247H116V249H117ZM150 247H151V246H150ZM187 247H188V246H187ZM27 248H28V247H27ZM79 248H80V247H79ZM98 248H99V247H98ZM111 248H110V249H111ZM123 248H124V247H123ZM132 248H133V247H132ZM132 248H131V249H132ZM188 248H189V247H188ZM47 249H48V248H47ZM52 249H53V248H52ZM52 249H51V250H52ZM80 249L82 250V247H81ZM91 249H93V248H91ZM104 249H105V248H104ZM116 249H115V250H116ZM118 249H119V248H118ZM136 249H137V248H136ZM146 249H147V248H146ZM171 249H172V248H171ZM175 249H176V248H175ZM27 250H28V249H27ZM51 250H50V251H51ZM85 250L87 251V249H85ZM106 250H107V249H106ZM127 250H128V249H127ZM133 250H134V249H133ZM137 250H138V249H137ZM173 250H174V249H173ZM196 250H198V248H197ZM24 251H25V250H24ZM110 251H111V250H110ZM120 251H121V249H120ZM123 251H124V250H123ZM150 251H151V250H150ZM183 251H184V250H183ZM198 251H199V250H198ZM29 252H30V249H29ZM77 252H78V251H77ZM79 252H80V250H79ZM79 252H78V254H79ZM84 252H85V251H84ZM93 252H94V251H93ZM121 252H122V251H121ZM128 252H129V250H128ZM130 252H131V251H130ZM148 252H149V250H148ZM148 252H147V253H148ZM153 252H154V251H153ZM170 252H171V251H170ZM173 252H174V251H173ZM184 252H185V251H184ZM195 252H197V251H195ZM30 253H31V252H30ZM85 253H86V252H85ZM99 253H100V252H99ZM134 253H135V251H134ZM142 253H144V251H143ZM178 253H179V252H177V254L175 253V254H176V257L179 256ZM180 253H182V252H180ZM200 253H201V252H200ZM82 254H84V253H82ZM88 254H89V252H88ZM93 254H94V253H93ZM106 254H108V253H106V251H105V255H106ZM115 254H116V253H115ZM117 254H118V253H117ZM148 254H149V253H148ZM148 254H147V255H148ZM67 255H68V253H67ZM85 255H86V254H85ZM96 255H97V253H96ZM105 255H104V256H105ZM113 255H114V253H113ZM126 255H127V254H126ZM129 255H130V254H129ZM131 255H132V254H131ZM135 255H136V254H135ZM138 255H139V254H138ZM144 255H145V254H144ZM151 255H152V254H151ZM151 255H150V256H151ZM155 255H157V254H155ZM155 255H154V256H155ZM173 255H174V254H173ZM180 255H182V254H180ZM201 255H202V254H201ZM30 256H31V255H30ZM76 256H77V255H76ZM76 256H73V257H76ZM79 256H80V255H79ZM119 256H120V255H119ZM121 256H122V255H121ZM136 256H137V255H136ZM136 256H134V257H136ZM139 256H141V255H139ZM148 256H149V255H148ZM160 256H161V255H160ZM83 257H84V256H83ZM99 257H100V256H99ZM108 257H109V256H108ZM111 257H113V256H110V258H111ZM122 257H123V256H122ZM122 257H121V258H122ZM127 257H129V256H127ZM137 257H138V256H137ZM164 257H165V256H164ZM164 257H163V258H164ZM181 257H182V256H180V258H181ZM203 257H204V256H203ZM80 258H81V257H80ZM97 258H98V257H97ZM102 258H103V257H102ZM139 258H140V257H139ZM143 258H144V256H143ZM146 258H147V257H146ZM148 258H149V257H148ZM150 258L153 259V257H150ZM155 258H156V257H155ZM166 258H167V256H166ZM174 258H175V257H174ZM31 259H33V258H31ZM31 259H30V260H31ZM81 259H82V258H81ZM90 259H91V258H90ZM98 259H100V258H98ZM104 259H105V258H104ZM111 259H112V258H111ZM115 259H116V258H115ZM119 259H120V258H119ZM129 259H130V257H129ZM161 259H162V258H161ZM69 260H70V259H69ZM87 260H88V259H87ZM102 260H103V259H102ZM107 260H108V259H107ZM134 260H135V259H134ZM136 260H137V259H136ZM140 260H142V259H140ZM140 260H139V261L137 260V261H138L139 263H141ZM143 260H144V259H143ZM147 260H148V259H147ZM159 260H160V258H159ZM159 260H157V261H159ZM166 260H168V259H166ZM170 260H171V257H170ZM179 260H180V259H179ZM185 260H186V259H185ZM67 261H68V260H67ZM114 261H115V260H114ZM120 261H122V260H120ZM129 261H130V260H129ZM145 261H146V260H145ZM145 261H144V263H147V262H145ZM149 261H150V259H149ZM162 261H163V259H162ZM168 261H169V260H168ZM175 261H176V260H175ZM183 261H184V260H183ZM208 261H209V260H208ZM226 261H227V260H226ZM69 262H70V261H69ZM100 262H101V259H100ZM100 262H99V263H100ZM115 262H116V261H115ZM115 262H114V264H115ZM117 262H118V259H117ZM123 262H125V260H124ZM127 262H128V260H127ZM130 262H131V261H130ZM130 262H129V264H130ZM133 262H134V261H133ZM164 262H165V261H163V263H164ZM173 262H174V261H173ZM181 262H182V260H181ZM64 263H65V262H64ZM66 263H67V262H66ZM131 263H132V262H131ZM153 263H154V261H153ZM161 263H162V262H161ZM179 263H180V262H179ZM37 264H38V263H37ZM96 264H97V263H96ZM104 264H105V263H104ZM124 264H125V263H124ZM127 264H128V263H127ZM133 264H135V262H134ZM137 264H138V263H137ZM149 264H151V263H149ZM156 264H157V263H156ZM168 264H169V263H168ZM175 264H178V262L175 263ZM181 264H182V263H181Z\"/></svg>","mask_w":264,"mask_h":264},{"label":"built area","instance_id":"2783aa9c","mask_svg":"<svg viewBox=\"0 0 264 264\" xmlns=\"http://www.w3.org/2000/svg\"><path fill=\"white\" fill-rule=\"evenodd\" d=\"M167 62H169V60H167ZM206 97L207 95L205 93H202L198 90L182 92L179 94V100L181 103L195 101L202 105L203 102L206 100ZM118 143L119 139L108 146L99 145L89 152H82L79 156V160L75 164L76 170L80 172V175L84 173L96 174L112 167V153Z\"/></svg>","mask_w":264,"mask_h":264}]
</instances>
